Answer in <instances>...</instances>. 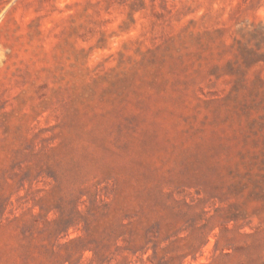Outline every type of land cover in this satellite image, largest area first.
<instances>
[{
    "label": "rangeland",
    "instance_id": "374dc122",
    "mask_svg": "<svg viewBox=\"0 0 264 264\" xmlns=\"http://www.w3.org/2000/svg\"><path fill=\"white\" fill-rule=\"evenodd\" d=\"M0 264H264V0H0Z\"/></svg>",
    "mask_w": 264,
    "mask_h": 264
}]
</instances>
